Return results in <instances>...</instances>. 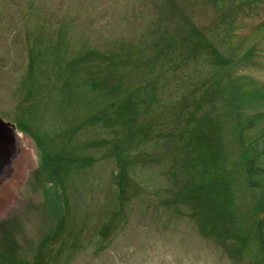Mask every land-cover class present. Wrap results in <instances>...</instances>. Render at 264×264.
<instances>
[{
  "label": "rangeland",
  "instance_id": "374dc122",
  "mask_svg": "<svg viewBox=\"0 0 264 264\" xmlns=\"http://www.w3.org/2000/svg\"><path fill=\"white\" fill-rule=\"evenodd\" d=\"M0 119V264H264V0H0Z\"/></svg>",
  "mask_w": 264,
  "mask_h": 264
},
{
  "label": "trees",
  "instance_id": "16d2710c",
  "mask_svg": "<svg viewBox=\"0 0 264 264\" xmlns=\"http://www.w3.org/2000/svg\"><path fill=\"white\" fill-rule=\"evenodd\" d=\"M256 158L257 157L254 155L250 159H248V162H247L248 165H246V169H245L246 173L250 175L259 174L260 169L255 166Z\"/></svg>",
  "mask_w": 264,
  "mask_h": 264
},
{
  "label": "water",
  "instance_id": "95a60500",
  "mask_svg": "<svg viewBox=\"0 0 264 264\" xmlns=\"http://www.w3.org/2000/svg\"><path fill=\"white\" fill-rule=\"evenodd\" d=\"M0 122L2 123L3 121L0 119Z\"/></svg>",
  "mask_w": 264,
  "mask_h": 264
}]
</instances>
